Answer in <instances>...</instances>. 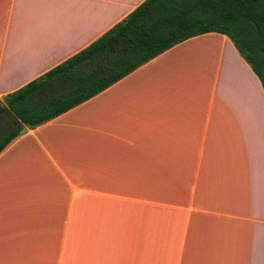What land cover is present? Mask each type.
Instances as JSON below:
<instances>
[{"label": "crops", "instance_id": "1", "mask_svg": "<svg viewBox=\"0 0 264 264\" xmlns=\"http://www.w3.org/2000/svg\"><path fill=\"white\" fill-rule=\"evenodd\" d=\"M146 0H0V100ZM0 264H264V86L189 39L0 154Z\"/></svg>", "mask_w": 264, "mask_h": 264}, {"label": "trees", "instance_id": "2", "mask_svg": "<svg viewBox=\"0 0 264 264\" xmlns=\"http://www.w3.org/2000/svg\"><path fill=\"white\" fill-rule=\"evenodd\" d=\"M227 36L264 86V0H146L88 48L0 100V154L189 39Z\"/></svg>", "mask_w": 264, "mask_h": 264}]
</instances>
